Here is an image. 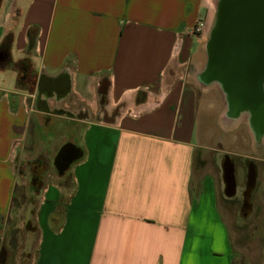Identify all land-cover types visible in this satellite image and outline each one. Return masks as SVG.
Listing matches in <instances>:
<instances>
[{
  "label": "crops",
  "instance_id": "crops-1",
  "mask_svg": "<svg viewBox=\"0 0 264 264\" xmlns=\"http://www.w3.org/2000/svg\"><path fill=\"white\" fill-rule=\"evenodd\" d=\"M7 1L0 43L13 28L18 60L33 30L36 73L19 89L18 73L0 68V240L16 239L12 264H235L222 175L235 153L195 163L208 90L198 75L219 0H2L0 16ZM54 131V157L65 142L84 154L41 188L29 231L17 221L18 167L44 157L40 135ZM263 193L254 239L264 238Z\"/></svg>",
  "mask_w": 264,
  "mask_h": 264
},
{
  "label": "water",
  "instance_id": "water-1",
  "mask_svg": "<svg viewBox=\"0 0 264 264\" xmlns=\"http://www.w3.org/2000/svg\"><path fill=\"white\" fill-rule=\"evenodd\" d=\"M206 48L207 63L198 78L205 86L222 90L227 116L254 110L257 121H264V0H219ZM71 147L75 155L69 165L84 154L76 144ZM230 166L233 171L235 164ZM67 170L66 165L56 169V177L63 179Z\"/></svg>",
  "mask_w": 264,
  "mask_h": 264
},
{
  "label": "rangeland",
  "instance_id": "rangeland-1",
  "mask_svg": "<svg viewBox=\"0 0 264 264\" xmlns=\"http://www.w3.org/2000/svg\"><path fill=\"white\" fill-rule=\"evenodd\" d=\"M11 7L7 1L1 13L0 27L10 22ZM13 77L9 78V82ZM202 85H204L202 83ZM205 86V85H204ZM208 90L203 94L200 108V125L198 136V148L196 154L197 170H200L203 163V156L208 158L207 164L214 165V154L217 151L235 153L237 158L240 155L251 154L254 151L252 144L251 131L245 118L238 121H230L225 117V108L227 105L224 93L216 86H205ZM263 122V121H262ZM35 127L31 128L28 144H33L36 140ZM58 133L54 131L50 134L40 135L42 140V152L44 157H35L25 160L19 164L21 185H24L25 192L22 195V205L17 210V221L19 225L25 227L27 222L34 224L36 209L39 201V188H42L50 179L55 178L56 172L53 163L54 144L58 141ZM46 157V158H45ZM40 162V164L38 163ZM38 163V164H37ZM262 172L264 174V164L262 163ZM198 173V172H197ZM35 175V176H34ZM261 186L264 185L262 177ZM259 201L264 205L263 195L259 196ZM264 209V207H263ZM262 209V213L264 210ZM229 215V226L232 232L233 246L239 251L240 256L235 260V264H264V238L248 237L247 230H241ZM26 229V228H25ZM246 229V228H245ZM240 231V234L238 233ZM242 231H245L244 233ZM26 236L23 242L30 245L32 242L31 234L25 231ZM29 235V237H28ZM237 235L240 237L238 238ZM252 246V247H251Z\"/></svg>",
  "mask_w": 264,
  "mask_h": 264
},
{
  "label": "flooded vegetation",
  "instance_id": "flooded-vegetation-1",
  "mask_svg": "<svg viewBox=\"0 0 264 264\" xmlns=\"http://www.w3.org/2000/svg\"><path fill=\"white\" fill-rule=\"evenodd\" d=\"M2 0H0V7ZM7 54L0 56L1 60H5ZM20 81H28L31 83L29 74H21ZM248 122L249 130L251 131L252 144L254 151L249 160L237 158L234 155L235 167L232 171L230 163L231 159H225L222 167V175L224 182V191L229 198L227 201L236 215V226L241 230L257 231L263 228L260 217V205L256 203V195L262 181V163L264 164V121H257L258 116L254 110L247 114L236 118L228 116L229 120L238 121L245 118ZM259 120V119H258ZM70 142H65V144ZM61 152V156H58ZM53 159V165L56 169H69L75 162L69 165L70 160L74 158L75 150L71 147V143L64 150L59 151ZM264 197V193H263ZM246 228V229H245Z\"/></svg>",
  "mask_w": 264,
  "mask_h": 264
},
{
  "label": "trees",
  "instance_id": "trees-1",
  "mask_svg": "<svg viewBox=\"0 0 264 264\" xmlns=\"http://www.w3.org/2000/svg\"><path fill=\"white\" fill-rule=\"evenodd\" d=\"M15 18L17 17L15 16ZM28 36H29V46H28L26 54L22 58L14 61L10 58V51L12 49V45L14 42L13 28L5 35V37L2 39L0 43V53H2L3 55L7 54V58L5 60L0 59V68L4 70H13L18 73L19 77L21 74L27 73L30 75L31 82H32V80L35 79L36 77L35 62L32 57V48L34 46V40H35L34 31L29 30ZM30 84L31 83L30 82L28 83V81L22 82L20 81L19 78H17L16 85H17V88L19 89H26L30 86ZM38 163L40 164V162ZM40 190L41 188H39V191ZM57 218L58 217L56 216V214L51 217V223L53 225H55L56 221L59 219ZM25 228L29 231H36L37 224L35 221H34V224H32L31 221H29L27 222V225L25 226ZM16 247H17V241L15 238H13L12 240L10 239L8 243L2 242L0 240V264H12L13 263L14 256L17 250ZM24 257L26 258L28 257V260L31 259V255L29 256L24 255Z\"/></svg>",
  "mask_w": 264,
  "mask_h": 264
},
{
  "label": "built area",
  "instance_id": "built-area-1",
  "mask_svg": "<svg viewBox=\"0 0 264 264\" xmlns=\"http://www.w3.org/2000/svg\"><path fill=\"white\" fill-rule=\"evenodd\" d=\"M204 28H205V22L201 20V21H199V22L197 23V25L193 28L192 33H193L194 35H199V34H201V33L203 32Z\"/></svg>",
  "mask_w": 264,
  "mask_h": 264
}]
</instances>
